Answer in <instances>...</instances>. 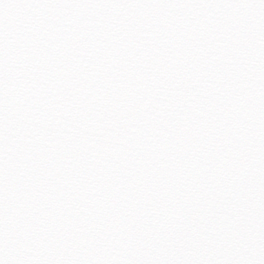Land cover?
<instances>
[{
    "label": "snow or ice",
    "instance_id": "6c2138e0",
    "mask_svg": "<svg viewBox=\"0 0 264 264\" xmlns=\"http://www.w3.org/2000/svg\"><path fill=\"white\" fill-rule=\"evenodd\" d=\"M0 264H264V0H0Z\"/></svg>",
    "mask_w": 264,
    "mask_h": 264
}]
</instances>
